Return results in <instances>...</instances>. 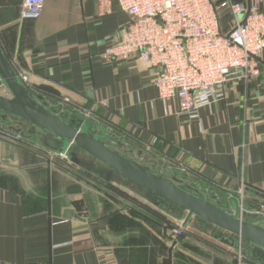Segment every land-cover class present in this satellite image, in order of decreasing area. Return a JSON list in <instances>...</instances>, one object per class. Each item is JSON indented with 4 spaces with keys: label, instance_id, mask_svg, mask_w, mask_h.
<instances>
[{
    "label": "crops",
    "instance_id": "0c3cea01",
    "mask_svg": "<svg viewBox=\"0 0 264 264\" xmlns=\"http://www.w3.org/2000/svg\"><path fill=\"white\" fill-rule=\"evenodd\" d=\"M22 2L0 0V46L48 109L91 120L104 129L99 137L127 144V157L193 179L226 209L240 199L246 208L264 203V50L255 80L226 84L222 99L190 119L176 98H159L153 68L135 56L101 57L129 19L117 2L99 15L97 0H45L31 18L21 16ZM72 173L46 150L0 133V264H163L167 255L172 264L167 248L189 244Z\"/></svg>",
    "mask_w": 264,
    "mask_h": 264
},
{
    "label": "built area",
    "instance_id": "2783aa9c",
    "mask_svg": "<svg viewBox=\"0 0 264 264\" xmlns=\"http://www.w3.org/2000/svg\"><path fill=\"white\" fill-rule=\"evenodd\" d=\"M114 1L129 19L101 57L126 61L135 56L153 68L159 98H176L178 112L188 118L198 119L200 109L222 99L226 84H247L259 76L264 50L261 0H97L98 14L109 13ZM44 3L23 0L21 16L36 17ZM0 133L19 139L1 126ZM58 154L69 160L67 151ZM237 209L239 215L231 212L240 219L244 213L261 216L264 203L249 210L240 199Z\"/></svg>",
    "mask_w": 264,
    "mask_h": 264
},
{
    "label": "rangeland",
    "instance_id": "374dc122",
    "mask_svg": "<svg viewBox=\"0 0 264 264\" xmlns=\"http://www.w3.org/2000/svg\"><path fill=\"white\" fill-rule=\"evenodd\" d=\"M0 95L4 97L11 96L9 90L1 80ZM64 118L66 120L68 119L67 121L71 122L75 127L79 128L81 126V120L72 114ZM0 126L10 134L15 136L18 135L20 142L32 148L44 149L55 160L61 163L65 162V165L72 170L75 179L79 178L81 181H86L90 185L106 192L105 194L118 198L122 201L124 209L130 211L134 208L137 212H143L152 216V218H155L157 221L164 222L166 224V231L170 234L171 238L179 236L178 238H180L181 241L189 243L185 244L186 248H167L166 252L169 249L172 251V264H264V252L253 247L247 241L243 240L240 242L236 235L212 225L207 221L200 220L194 215L183 225L187 214L186 211L169 202L161 201L146 189L126 181L113 172L108 166L82 149L74 145H70L69 147L80 160L81 166H89L88 169L82 168L81 166L77 167L71 160L69 161L58 154V150L64 146V142L61 139L32 126L19 117L0 111ZM87 126L88 131H90L89 133L92 135L99 136L104 134V129L100 130L95 127L91 120L88 122ZM91 128H93V130ZM102 140L111 148L125 156L129 153L127 144L121 140H116L115 136L113 138L111 135H109V137L106 135ZM134 158L137 160L139 159L135 156ZM140 161L143 163L141 165H148L150 167L149 169L152 170L156 169L155 166H151L149 163L147 164L144 160ZM159 174L192 193L202 195L204 199H208V201H212L218 206L222 205L223 201L220 200L215 193H210L209 189L201 190L193 179L187 176H182L180 173L176 175L168 174L165 170L159 172ZM243 204L244 206L246 205L245 202H243ZM256 207L257 206L247 209L252 210L256 209ZM227 209L229 212L233 211L229 205ZM234 210L239 215V210ZM252 216L264 218V214L257 216L252 213H244L242 219L264 228V221L254 220ZM221 238L239 242L236 247H221L224 246L220 243ZM198 245L203 246V248H197ZM239 245L240 248L238 247ZM165 254L167 255V253ZM167 260H169L168 255L166 256V260L163 261V264H167ZM200 261H203V263Z\"/></svg>",
    "mask_w": 264,
    "mask_h": 264
},
{
    "label": "water",
    "instance_id": "95a60500",
    "mask_svg": "<svg viewBox=\"0 0 264 264\" xmlns=\"http://www.w3.org/2000/svg\"><path fill=\"white\" fill-rule=\"evenodd\" d=\"M0 80L11 94L10 97L0 95V111L19 117L32 126L62 139L64 146L58 152L67 151L68 158L72 162L80 164L75 153L70 151V145L82 149L126 181L146 189L159 200L169 202L186 211L183 225L194 215L264 251V228L236 217L224 205L218 206L114 150L101 137L90 134L86 124L77 128L54 110L48 109L39 97L34 96L28 90L25 83L16 74L1 46ZM259 194L264 198V194ZM65 215L71 216L72 212L67 210ZM75 217L77 216L75 215ZM220 240L229 246H236L238 243V241L227 238Z\"/></svg>",
    "mask_w": 264,
    "mask_h": 264
},
{
    "label": "trees",
    "instance_id": "16d2710c",
    "mask_svg": "<svg viewBox=\"0 0 264 264\" xmlns=\"http://www.w3.org/2000/svg\"><path fill=\"white\" fill-rule=\"evenodd\" d=\"M27 87V86H26ZM28 88V87H27ZM28 90L34 95V96H36V97H39L40 98V96L39 95H37V94H35L31 89H29L28 88ZM40 101H41V98H40ZM42 102V101H41ZM61 117H65L64 115L63 116H61ZM65 119V118H64ZM62 140V139H61ZM63 141V140H62ZM64 142V141H63ZM72 146V145H71ZM70 149V148H69ZM70 151H72V149H70ZM73 152V151H72ZM72 162V161H71ZM74 163V162H73ZM77 167L79 166H81V162H80V164H76V163H74ZM82 168H85V169H88V167L89 166H81ZM204 221V220H203ZM243 241V240H242ZM236 247V246H235ZM254 247V246H253ZM258 249V248H257ZM260 250V249H259ZM262 251V250H261ZM262 252H264V251H262Z\"/></svg>",
    "mask_w": 264,
    "mask_h": 264
},
{
    "label": "bare ground",
    "instance_id": "6f19581e",
    "mask_svg": "<svg viewBox=\"0 0 264 264\" xmlns=\"http://www.w3.org/2000/svg\"><path fill=\"white\" fill-rule=\"evenodd\" d=\"M69 157V156H68Z\"/></svg>",
    "mask_w": 264,
    "mask_h": 264
}]
</instances>
